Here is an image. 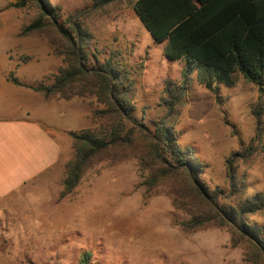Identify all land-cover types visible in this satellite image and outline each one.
I'll use <instances>...</instances> for the list:
<instances>
[{
  "label": "rangeland",
  "instance_id": "obj_1",
  "mask_svg": "<svg viewBox=\"0 0 264 264\" xmlns=\"http://www.w3.org/2000/svg\"><path fill=\"white\" fill-rule=\"evenodd\" d=\"M18 1L0 0V73H13L27 85L54 83L65 66L61 30L80 26L90 65L115 55L112 60L134 79V117L153 128L168 114L166 85L182 83L185 60L165 57L166 42L152 38L130 0L103 6L95 0H42L51 11L46 26L31 34L22 31L42 10L34 0ZM234 78V85L216 82L212 90L193 72L183 111L168 119L180 145L204 164L201 179L211 190H222L227 203L240 194L227 175V159L250 146L249 158L235 157L236 180L244 197L264 192V114L260 124L253 114L258 88L240 72ZM73 98L84 102L88 116L85 122L71 119V130L100 127L89 115L103 105L92 97ZM74 157L71 138L57 167L0 196V264H80L87 252L89 264H250L246 243L233 245L228 228L185 231L180 223L190 215L176 209L171 196L147 193L141 182L148 172L137 158L95 163L62 197L66 166ZM247 220L264 237V211Z\"/></svg>",
  "mask_w": 264,
  "mask_h": 264
},
{
  "label": "trees",
  "instance_id": "obj_2",
  "mask_svg": "<svg viewBox=\"0 0 264 264\" xmlns=\"http://www.w3.org/2000/svg\"><path fill=\"white\" fill-rule=\"evenodd\" d=\"M42 15L25 27L22 34L42 30L49 15L42 0H34ZM116 0H95L97 6ZM141 22L157 42H166L163 53L171 60H185L183 80L177 88L166 85L168 114L150 128L133 115L136 83L128 71L112 59L90 65L80 26L69 33L61 30L66 46L60 55L65 66L52 84L27 85L13 73L8 79L33 88L46 98L92 97L103 107L89 117L101 121L100 127L71 131L75 157L66 166L61 196L70 194L85 172L95 163L140 160L148 176L141 182L147 193H165L173 205L190 218L180 223L185 231L215 226L228 228L233 245L246 243L245 259L264 264V237L259 227L249 224L250 214L264 211V192L244 197V187L236 180L235 157L252 154V146L227 159V175L237 202H224L220 189L211 190L201 179L204 164L190 148H183L168 119L180 115L193 72L198 80L214 90L215 83L234 85L236 72L258 88L253 114L261 123L264 114V0H130ZM19 0L15 5H24ZM54 15V14H53ZM55 16V15H54ZM201 76V77H200ZM237 192V193H238ZM87 252L80 264H89Z\"/></svg>",
  "mask_w": 264,
  "mask_h": 264
},
{
  "label": "crops",
  "instance_id": "obj_3",
  "mask_svg": "<svg viewBox=\"0 0 264 264\" xmlns=\"http://www.w3.org/2000/svg\"><path fill=\"white\" fill-rule=\"evenodd\" d=\"M83 103L78 98H46L0 73V196L61 163L71 147V119L87 121Z\"/></svg>",
  "mask_w": 264,
  "mask_h": 264
}]
</instances>
